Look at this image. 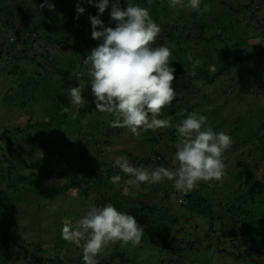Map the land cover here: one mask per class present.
<instances>
[{
    "label": "trees",
    "instance_id": "obj_1",
    "mask_svg": "<svg viewBox=\"0 0 264 264\" xmlns=\"http://www.w3.org/2000/svg\"><path fill=\"white\" fill-rule=\"evenodd\" d=\"M7 1L0 5V83L9 78L12 82L8 83L9 95L0 101V264H83L82 248L62 239L61 221L65 218V223L73 224L69 218L73 213L109 203L132 215L145 235L137 251L131 245L109 244L99 257L101 264H182L188 253L201 247V239H193L187 229L193 227L196 232L194 222L201 218L207 224L208 238L219 219L230 222L234 239L238 236L244 247L239 256L246 255L252 264H264V26L256 19L264 6L257 1L264 0H248L240 9L226 0H201V9L207 10L199 13L170 8L168 0H152L151 4L134 0L147 7L161 27L153 46L171 50L176 91L175 100L159 117L169 119L171 127L135 135L126 128L112 127L113 115L94 113L91 96H86L85 108L76 115L64 97L65 101H58L62 94L54 83L68 95L79 85L89 91L85 77L72 76L74 60L82 62L85 72L84 59L100 43L84 46L93 40L91 27L85 26L87 20L81 18L79 27H74L73 21L80 17L78 0L68 2L65 19L41 8L43 0ZM120 2L127 7L126 0ZM25 14L28 22H19ZM46 21L62 29L59 39L48 33L38 35L42 26L46 30ZM211 21L215 29L208 25ZM216 29L217 37L204 36ZM7 35L14 36L16 43L6 48ZM250 39L259 42L252 45ZM201 40L204 47L197 43ZM189 55L200 63L194 67ZM222 77L232 79L238 94L247 96L239 109L231 103V91L218 94ZM213 89L221 96L219 102L210 96ZM42 91L49 96H41ZM233 109L238 111L231 113ZM192 112L207 116L206 127L227 131L231 137V147L223 155L222 181L200 182L195 190L181 194L165 180L141 185L137 195L125 194L128 185L124 181L130 177L120 172L115 159L126 156L136 167L175 170L176 125ZM23 151L32 155L31 161L20 158ZM232 170L236 171L231 174ZM113 175L122 177L119 184L110 182ZM53 209L54 227L60 232L56 234L55 227L52 238L45 239L42 226L46 217L53 216ZM57 241L64 247L60 252L51 247ZM46 244L51 252L46 251ZM133 250L140 254L136 253L135 260L127 259ZM78 252L81 256L76 258ZM48 253L54 255L49 258ZM152 258L157 260L149 262Z\"/></svg>",
    "mask_w": 264,
    "mask_h": 264
},
{
    "label": "clouds",
    "instance_id": "obj_2",
    "mask_svg": "<svg viewBox=\"0 0 264 264\" xmlns=\"http://www.w3.org/2000/svg\"><path fill=\"white\" fill-rule=\"evenodd\" d=\"M147 2L151 4L152 0ZM87 3L97 9V15L88 18L91 39L100 41L84 59L90 65L88 75L95 109L114 116L112 127L126 128L133 135L171 127L169 119L159 117L162 109L176 98L172 85L174 60L167 46H153L161 27L152 19L149 9L126 0L127 7L121 10L120 0H113L109 13L110 20L115 22L112 28L105 27L100 19L109 8V0ZM168 4L170 8H189L198 13L207 10L201 9V0H168ZM40 7L54 10L49 0H44ZM84 12V7H76L77 16ZM188 59L194 67L200 63L191 55ZM83 91L80 85L70 89L69 103L76 110L73 115L86 104ZM207 119L192 112L176 125L175 170L163 166L136 167L126 156L117 157L115 166L130 177L124 183L139 189L143 184L167 180L178 192L187 194L198 188L200 182H221L225 175L223 155L231 147V137L206 127ZM109 179L112 184H119L122 177L113 175ZM60 231L67 243L82 248L83 264H101L99 257L109 244L137 247L145 235L132 215L118 211L110 203L90 206L74 225L65 223Z\"/></svg>",
    "mask_w": 264,
    "mask_h": 264
},
{
    "label": "rangeland",
    "instance_id": "obj_3",
    "mask_svg": "<svg viewBox=\"0 0 264 264\" xmlns=\"http://www.w3.org/2000/svg\"><path fill=\"white\" fill-rule=\"evenodd\" d=\"M10 1H11V3H14V1L20 2L22 0H10ZM69 1L70 0H49V3L54 5V10H52L50 12L53 13V16H56V18H59V16L62 19L68 18L69 16H68L66 5L68 4ZM6 2H8V1L7 0H0V5L3 6V5L6 4ZM80 2H82V5L80 7H84L85 8V12L82 14V16L79 15L80 16L79 18L76 16L78 18V20L76 22L73 21L74 27L75 26L77 28L79 27V22H80V19L82 18L83 20H87V23H86L85 26H88L87 28L89 29L91 27V24H90V21H89L88 18H89V16H96L97 15V9L95 7H93V6L88 5L87 0H78L76 2V7L78 6V4ZM97 2H98V0H93L94 4L97 3ZM227 2H228V5H230L232 8L240 9V8H242V5H246L248 3V0H226L225 3H227ZM43 3H44V0H43V2L41 4H43ZM112 3H113V0H109V8H107L105 10V12L100 16V19L104 23L105 27L114 28L115 27V22H112L110 20V17H109V13L111 11V4ZM257 3H260V4L262 3L261 6L264 5V1H262V2L261 1H257ZM119 6H120L121 10L125 9L124 5H123V2L122 3L120 2ZM263 8H264V6L262 7V9ZM262 9H261V11L259 13H257L256 19L261 21V24L264 26V10H262ZM45 10H48V9L45 8ZM225 11L229 12V7L228 6L225 7ZM230 12L232 13V11H230ZM218 13H219V11H218ZM239 17H241L242 19L243 18L247 19L248 15L246 14L245 16H243V15L240 14ZM28 19L29 18L27 17V14H25V15L19 16V20L18 21L21 22V23H24V22H28ZM46 22L48 23L46 30L42 31L41 30L43 28V26H42L41 29H40V33L38 32V35L40 37H42L43 35H45V33L46 34L48 33V34L51 35L52 39H54V40L59 39V36L63 35V33L61 31L62 29L59 26H56V24H54V23H49L48 21H46ZM40 23H42V22H40ZM73 23H71V25ZM208 25H210L212 27V29L216 28V26L214 25L213 21L209 22ZM217 33H218V30L216 29V30L209 31L204 36L206 37V35H207L208 37H210L212 35H216V37H217V35H218ZM196 35L197 36L199 35V31L196 32ZM15 40L16 39H15L14 36L7 35V41L8 42L5 45L6 48L7 47H11L12 44H15L16 43ZM249 41H250L249 43L252 44V45L257 44L259 42V41H255V40H252V39H250ZM98 42L99 41H97V40H92V41H89V42L86 41V43H83V44H84V46L86 48H91V47L95 46V43L98 44ZM197 43L201 47L205 46L204 43H203V40L197 41ZM217 46H220V45H217ZM192 49H193V47H192ZM213 58H216V57H213ZM74 62H75L76 66L74 67V69L72 71V76L73 77L75 76V78L78 79V80L82 79L83 77H85L87 80H91V77L88 75V70H89L90 65L85 66V68H84L85 72H84L83 69H82V67H83L82 66V62L80 64V61L78 59L74 60ZM209 66H211V65H209ZM77 71H78V73H77ZM87 80L85 82L90 87V84L88 83ZM220 80H223V81L219 82V84L217 85L218 86V90H219L218 94L226 95V92L231 91L232 92V96L231 97H233V101L231 103L233 105H235L236 107H238V109H239L241 107L240 106L241 103L245 104V99H246L247 96H244V93H242L240 95L238 94V90L239 89H238V86L236 85L237 83H234V81L232 79H230L229 77H228V79L222 77V79H220ZM11 82H12V79L9 78L7 83H0V101H2V99L5 97V95H9L8 94V89H9L8 83H11ZM54 84H55L54 88L58 87V90L62 94L61 95L62 97H59L58 101L59 102L60 101L61 102L65 101L63 99V97H64L66 99V101H68V103H69L70 94L68 95L66 93L67 90L65 92L61 91L59 89L60 84L59 83L58 84L54 83ZM82 88H84V91L82 93L84 98H87L89 96L93 97L91 92H90L91 91L90 88H89V91L87 90L88 88H86V85H83ZM210 94H211L210 96L214 99V101L217 100L216 102H219V100L221 99V96H218L216 94L215 89H213V91L210 92ZM40 95L41 96H46V97L49 96V95L47 96V93L44 92V91H42L40 93ZM66 106H67V103H66ZM69 106L71 107V109H74L70 103H69ZM83 108H85V106ZM51 109L55 113V110L53 108H51ZM92 110H93L94 113H99L95 109V107H93ZM237 111L238 110L233 109L231 111V113H236ZM37 116H38V114H37ZM22 119H24V117H22ZM230 119H233V118L230 117ZM18 121L21 122V121H24V120L19 119ZM1 124H2V122H0V125ZM224 133L227 134V131H225ZM250 134H251V132L249 131L248 135H250ZM19 156H20V158H23L25 162H27V160L28 161L32 160V155L29 152H27V151H23V153H21V154L19 153ZM235 171L232 170L231 174L234 173ZM136 190H140V189H134V188H131V187L127 186L125 188V190H124V193L128 194V195H131V196H134L135 194L136 195L138 194ZM177 204H180V202L177 203ZM87 210L88 209H86V208H82V209L79 210V212L73 213L74 216L73 217H71V216L69 217L70 220H71L70 222L75 224V222L78 221L87 212ZM63 219L64 220H62L61 222L63 224H65L66 219L65 218H63ZM45 220L46 221L44 222V226H42L43 229H42V232H41V236L43 238H45V239H50L53 236V234H51V233L54 231L55 227H56V229H55L54 232H57L56 234H58V232H60L58 230L57 226L54 227V225H55L54 223L57 221V217H55V210L54 209H53V216H51L50 219H48L46 217ZM47 221L48 222L51 221V222L48 223ZM194 225L197 227V228H195L196 232H194V233L192 232L191 228H193V227H191V228L187 227V229L190 230V234H191V237L193 239L196 236L201 239L199 241L201 247L199 248V250H194V251L188 253L186 255L185 259H184V262L182 264H252V261H250V258L246 257V255L239 256L240 252L242 251V248L244 249V247H243V244L239 245L240 240H239L238 236L236 237V240L234 239V236L232 234V232L234 233V230H233L232 224L230 222L228 223L225 219H222V220L219 219V224L216 225L215 231L210 234L209 238L206 236L207 224H206V222H205V220L203 218H201L200 220H196L194 222ZM24 243L26 244V242H24ZM47 244H48V242H47ZM47 244L45 245L47 247L46 251L47 252H51V248H49V246ZM51 247H54V250L56 249L57 252H60V251H62L64 249L63 244L60 241L55 242L54 246H53V243H52ZM124 247H126V246H124ZM137 247H134L136 251L139 249ZM135 250H133L132 252H128L126 258L130 259V260H133L134 257H137L136 253H139V252H136ZM53 255L54 254H49L48 253L46 256L51 258ZM76 256H77L76 258L80 257L81 253L78 252L76 254ZM141 258L139 257V260ZM156 260L157 259L152 258V259H149V262H155Z\"/></svg>",
    "mask_w": 264,
    "mask_h": 264
}]
</instances>
